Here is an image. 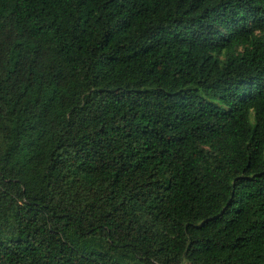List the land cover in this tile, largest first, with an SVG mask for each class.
Segmentation results:
<instances>
[{"label":"trees","instance_id":"1","mask_svg":"<svg viewBox=\"0 0 264 264\" xmlns=\"http://www.w3.org/2000/svg\"><path fill=\"white\" fill-rule=\"evenodd\" d=\"M0 264H264V0H0Z\"/></svg>","mask_w":264,"mask_h":264}]
</instances>
